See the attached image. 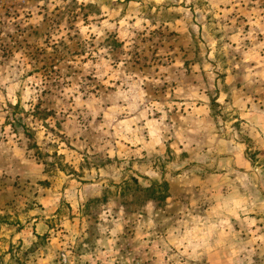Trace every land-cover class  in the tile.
Instances as JSON below:
<instances>
[{"label":"rangeland","instance_id":"374dc122","mask_svg":"<svg viewBox=\"0 0 264 264\" xmlns=\"http://www.w3.org/2000/svg\"><path fill=\"white\" fill-rule=\"evenodd\" d=\"M0 264H264V0H0Z\"/></svg>","mask_w":264,"mask_h":264},{"label":"trees","instance_id":"16d2710c","mask_svg":"<svg viewBox=\"0 0 264 264\" xmlns=\"http://www.w3.org/2000/svg\"><path fill=\"white\" fill-rule=\"evenodd\" d=\"M152 186H153V185H152ZM163 188H164V190H166V184H164Z\"/></svg>","mask_w":264,"mask_h":264},{"label":"crops","instance_id":"0c3cea01","mask_svg":"<svg viewBox=\"0 0 264 264\" xmlns=\"http://www.w3.org/2000/svg\"><path fill=\"white\" fill-rule=\"evenodd\" d=\"M248 167H249V165H248Z\"/></svg>","mask_w":264,"mask_h":264}]
</instances>
